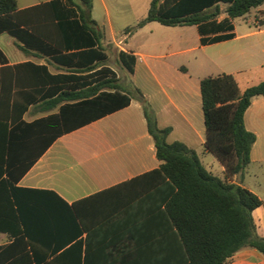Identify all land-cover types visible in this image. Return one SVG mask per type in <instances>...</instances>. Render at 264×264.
<instances>
[{
    "label": "trees",
    "instance_id": "16d2710c",
    "mask_svg": "<svg viewBox=\"0 0 264 264\" xmlns=\"http://www.w3.org/2000/svg\"><path fill=\"white\" fill-rule=\"evenodd\" d=\"M220 3L227 6L225 17L218 21ZM263 3L151 0L146 16L126 30L149 22L196 26L200 43L205 45L233 38L232 20ZM91 8V0H51L24 9L17 8L16 0H0V34L15 38L23 50H38L59 64L91 70L107 57L100 42L102 34L90 17ZM118 61L133 72L134 56L119 52ZM0 62L6 63L1 50ZM23 66L35 71H17L19 65L0 69V121L17 122L10 135L34 131L39 125L52 130L58 123V130L49 137L50 144L62 134L63 118L66 132L73 125L63 116L65 109H75L71 105L62 107L59 116L23 122L22 114L35 101L31 96L17 105L25 87L50 86L47 94L61 91L51 105L63 98L85 99L80 107L98 108L89 116L91 119L124 108L131 100L108 69L52 75L45 66ZM25 72L32 75L30 83L20 80ZM137 94L160 161L156 169L69 204L52 190L15 185L38 155L3 157L6 173L11 176V171L15 172L14 182L7 183L6 195L15 213L14 241H22L32 250L31 255L26 253L27 264H34L50 251L51 261L43 264H75L80 259L81 264H225L243 248L255 249L264 256V237L257 235L252 216L262 201L247 188L229 181L233 177L241 181L250 163L256 136L245 128L244 113L253 97L264 95V80L244 90L233 74L200 81L203 146L223 167L225 179L209 172L184 143H168L171 127L159 128L149 104L139 91ZM84 109L77 111H91ZM39 247L45 253L42 257L37 254ZM100 257H107L109 262H96ZM17 264H23V260L18 259Z\"/></svg>",
    "mask_w": 264,
    "mask_h": 264
},
{
    "label": "crops",
    "instance_id": "0c3cea01",
    "mask_svg": "<svg viewBox=\"0 0 264 264\" xmlns=\"http://www.w3.org/2000/svg\"><path fill=\"white\" fill-rule=\"evenodd\" d=\"M48 1L51 0H22L21 3L16 0V4L18 9H24ZM98 1L104 16L96 15V2L91 0L90 17L102 34L100 42L107 57L91 70L59 64L38 50H23L22 44L15 38L5 32L0 34V50L6 59V63L0 62V69L19 65L17 71H35L32 67L23 66L26 63L45 66L52 75L65 74L67 71L108 69L115 73L120 88L131 95L128 106L91 119L89 116L98 108L88 105L80 107L83 103L81 101L85 99L68 101L63 98L51 105L53 100L59 98L61 91L55 90L47 94L50 86L21 89L23 94L17 105H21L31 96L35 98L21 117L27 124L50 116H59L65 105H71L75 109H65L63 113L67 122L73 124L71 130L65 131L63 118L62 134L50 144L49 137L58 130V123L52 130L44 127L45 125H39L34 131L10 135L9 131L17 122L0 121V264H17L20 258L23 264H27L26 253L32 254L29 246H25L22 241H14L17 226L6 189L7 183L14 182L12 177L15 172L12 170L11 176L6 173L3 157L5 159L8 154L38 155L15 185L52 190L69 204L156 169L160 161L156 158L154 143L148 134L142 107L137 99L139 91L153 111L157 126L171 127L167 142L184 143L195 151L209 172L214 175L219 172L222 177L217 176L225 179L224 169L218 161V167L215 169L202 158L210 153L203 146L205 129L200 81L208 76L233 74L241 90L263 81L259 76L264 73V21L246 19V15L235 18L232 20L233 38L202 45L196 26L169 27L158 22H149L140 28L127 31L126 29L135 27L146 14H134L135 9L131 1L123 5L115 0H112V3ZM219 6L222 12L218 21L225 17L224 10L227 5L220 3ZM162 27L180 30H186L188 27L198 35V44L195 47L180 49V52L189 51L194 54L186 56L185 65L174 66L175 71H169L160 60L166 58L165 52L171 48V44H175L176 40L181 42V38L159 37L156 33L164 30ZM110 52L117 55V60L119 52L135 57L133 72L127 71L129 80L126 81V76L121 75L124 77V84L121 83L120 75L108 65L111 60ZM145 58L153 61L152 64H144L139 68L138 63L143 62ZM257 76L258 80H255ZM20 80L30 83L31 73H23ZM82 108L91 111H77ZM244 126L256 136L250 151V163L246 166L241 181L237 177L229 181L247 188L262 201V204L253 210L252 216L257 235L264 237V95L252 98L244 113ZM37 251L40 257L45 254L40 247ZM45 255L34 264L50 262L51 251ZM107 261L109 262L107 257H100L96 262ZM74 263L81 264V259ZM225 264H264V256L255 249L243 248L228 258Z\"/></svg>",
    "mask_w": 264,
    "mask_h": 264
},
{
    "label": "rangeland",
    "instance_id": "374dc122",
    "mask_svg": "<svg viewBox=\"0 0 264 264\" xmlns=\"http://www.w3.org/2000/svg\"><path fill=\"white\" fill-rule=\"evenodd\" d=\"M19 3L22 2V0H18ZM37 0H31V2H36ZM106 2H110L112 3V0H105ZM117 1V3L119 4H127L130 1L133 2L134 5V14H141L142 12L144 14H146L147 12V8H148V4L150 0H115ZM96 2V15H100V16H104V11L103 8L100 4V1L95 0ZM224 10V8H223ZM246 19H252L258 22H263L264 21V4L253 8L250 10L249 13L246 14L245 16ZM164 30H161L159 33H156V35H158L161 38H167V37H174V38H181V42L180 40H176L175 44H171V48L168 49L165 53L167 54L166 58L160 60L161 62L165 63V66L168 68L169 71H175L173 69L174 66L177 65H181V64H186V56L190 57L194 54V52H189L187 51V53H183L180 52V49H186V48H193L198 44V35L196 33V31L192 30V28H185L186 30H180L179 28H163ZM110 57L111 60L108 61V65L118 74L120 75V80L122 84H124V77H122L121 75L126 76V81L129 80V76H128V72L126 69H124L120 62L117 60V55L116 54H112L110 52ZM153 61H151L148 58H145L143 60V62L141 61V63H138V67H143L144 64H152ZM260 75V74H259ZM261 80H264V73L261 74ZM255 80H258V76L255 77ZM175 137V136H173ZM202 158H204L205 162H209V164L213 165V168H217L218 166V162L217 160L211 155V154H205L204 156H202ZM218 176L222 175L217 172L215 173ZM216 175V176H217ZM264 183V180H263Z\"/></svg>",
    "mask_w": 264,
    "mask_h": 264
}]
</instances>
